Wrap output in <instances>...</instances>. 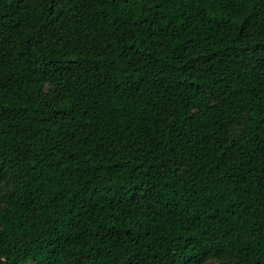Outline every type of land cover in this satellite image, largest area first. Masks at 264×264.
Segmentation results:
<instances>
[{"label": "trees", "instance_id": "1", "mask_svg": "<svg viewBox=\"0 0 264 264\" xmlns=\"http://www.w3.org/2000/svg\"><path fill=\"white\" fill-rule=\"evenodd\" d=\"M264 264V0H0V264Z\"/></svg>", "mask_w": 264, "mask_h": 264}, {"label": "rangeland", "instance_id": "2", "mask_svg": "<svg viewBox=\"0 0 264 264\" xmlns=\"http://www.w3.org/2000/svg\"><path fill=\"white\" fill-rule=\"evenodd\" d=\"M215 263H217V262L213 259L208 261V264H215Z\"/></svg>", "mask_w": 264, "mask_h": 264}]
</instances>
